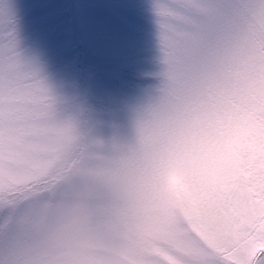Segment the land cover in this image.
Wrapping results in <instances>:
<instances>
[{
	"label": "snow or ice",
	"instance_id": "6c2138e0",
	"mask_svg": "<svg viewBox=\"0 0 264 264\" xmlns=\"http://www.w3.org/2000/svg\"><path fill=\"white\" fill-rule=\"evenodd\" d=\"M153 9L159 70L132 135L100 139L86 98L54 93L20 55L0 0V264H264L255 152L243 178L185 169L199 208L186 239L164 247L144 223L178 153L192 167L222 130L264 138V0H154Z\"/></svg>",
	"mask_w": 264,
	"mask_h": 264
},
{
	"label": "rangeland",
	"instance_id": "374dc122",
	"mask_svg": "<svg viewBox=\"0 0 264 264\" xmlns=\"http://www.w3.org/2000/svg\"><path fill=\"white\" fill-rule=\"evenodd\" d=\"M7 2L20 55L40 71L52 91L86 98L98 138L116 131L131 136L134 111L159 70L154 0ZM203 150L204 145L196 152ZM189 163L186 153L170 161L175 168ZM214 174L232 179L227 171ZM185 198L189 209L169 217L163 229H149L164 247L187 237L185 221L198 214L197 194L188 188Z\"/></svg>",
	"mask_w": 264,
	"mask_h": 264
},
{
	"label": "clouds",
	"instance_id": "9594fccd",
	"mask_svg": "<svg viewBox=\"0 0 264 264\" xmlns=\"http://www.w3.org/2000/svg\"><path fill=\"white\" fill-rule=\"evenodd\" d=\"M253 152L258 154V166L264 168V138L254 139L247 128L225 129L212 139L204 142V150L197 153L193 166L177 167L174 172H168L158 200L153 203V212L144 221L148 229L165 227V221L171 217H179L181 209H189L190 205L185 198L189 188V178L185 169L193 177L199 176L215 181L214 174L227 171L232 179L243 178L245 170L249 167ZM147 194L153 195L150 185L146 186ZM187 237H179L186 239Z\"/></svg>",
	"mask_w": 264,
	"mask_h": 264
}]
</instances>
